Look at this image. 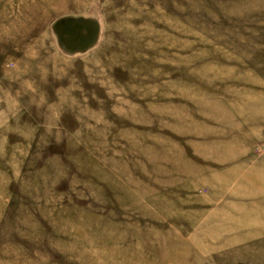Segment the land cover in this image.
I'll list each match as a JSON object with an SVG mask.
<instances>
[{
  "label": "rangeland",
  "instance_id": "rangeland-1",
  "mask_svg": "<svg viewBox=\"0 0 264 264\" xmlns=\"http://www.w3.org/2000/svg\"><path fill=\"white\" fill-rule=\"evenodd\" d=\"M0 264H264V0H0Z\"/></svg>",
  "mask_w": 264,
  "mask_h": 264
},
{
  "label": "water",
  "instance_id": "water-1",
  "mask_svg": "<svg viewBox=\"0 0 264 264\" xmlns=\"http://www.w3.org/2000/svg\"><path fill=\"white\" fill-rule=\"evenodd\" d=\"M60 49L68 55L85 54L95 48L101 37V24L92 17H64L53 24Z\"/></svg>",
  "mask_w": 264,
  "mask_h": 264
}]
</instances>
